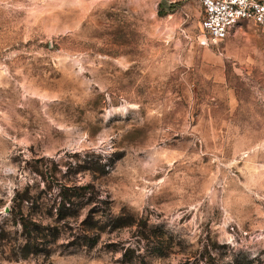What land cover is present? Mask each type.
<instances>
[{"label":"rangeland","instance_id":"obj_1","mask_svg":"<svg viewBox=\"0 0 264 264\" xmlns=\"http://www.w3.org/2000/svg\"><path fill=\"white\" fill-rule=\"evenodd\" d=\"M202 19L196 0H0V214L44 177L142 227L89 248L77 223L52 256L0 264H206L213 244L264 262V36L214 44ZM144 224L141 244L173 247L127 262Z\"/></svg>","mask_w":264,"mask_h":264},{"label":"trees","instance_id":"obj_2","mask_svg":"<svg viewBox=\"0 0 264 264\" xmlns=\"http://www.w3.org/2000/svg\"><path fill=\"white\" fill-rule=\"evenodd\" d=\"M115 163L116 160L98 163L96 166L83 168L82 171L94 174L102 171V175H106ZM39 175L43 177V174ZM42 179L44 187L37 182L15 190L9 213L0 214V249L11 250L10 260L52 256L63 231L77 223L84 233L79 237L83 242L81 244L89 248H94L104 233L141 227L130 215H114L111 203L103 200L91 184L67 185L60 183L58 179L46 184L45 178ZM143 230L138 232L137 247L127 250L125 256L128 257L131 252L133 254L127 258V262H132L136 257L135 253L143 249L152 257H166L171 251L173 244H141L150 238L147 224H144ZM218 248L223 246L213 244L211 249H205L206 264H264L259 256L237 254L229 251L227 246L223 248H227L226 253L220 257L214 256L213 251ZM205 258L203 255L202 259Z\"/></svg>","mask_w":264,"mask_h":264},{"label":"built area","instance_id":"obj_3","mask_svg":"<svg viewBox=\"0 0 264 264\" xmlns=\"http://www.w3.org/2000/svg\"><path fill=\"white\" fill-rule=\"evenodd\" d=\"M202 7L201 29L209 40L223 42L237 26L253 23L264 36V0H196Z\"/></svg>","mask_w":264,"mask_h":264},{"label":"water","instance_id":"obj_4","mask_svg":"<svg viewBox=\"0 0 264 264\" xmlns=\"http://www.w3.org/2000/svg\"><path fill=\"white\" fill-rule=\"evenodd\" d=\"M9 211H10V208H6V209H5V213H6V214H8Z\"/></svg>","mask_w":264,"mask_h":264}]
</instances>
